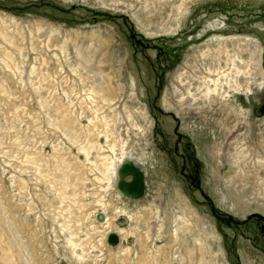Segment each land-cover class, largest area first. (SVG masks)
<instances>
[{"label": "rangeland", "instance_id": "rangeland-1", "mask_svg": "<svg viewBox=\"0 0 264 264\" xmlns=\"http://www.w3.org/2000/svg\"><path fill=\"white\" fill-rule=\"evenodd\" d=\"M263 101L264 0H0V264H264Z\"/></svg>", "mask_w": 264, "mask_h": 264}, {"label": "water", "instance_id": "water-1", "mask_svg": "<svg viewBox=\"0 0 264 264\" xmlns=\"http://www.w3.org/2000/svg\"><path fill=\"white\" fill-rule=\"evenodd\" d=\"M262 114H264V101L259 106L257 112L258 116H261ZM145 175V171L141 169L136 162L126 159L119 169V179L117 182L118 189L128 197H142L146 191ZM127 177H130V179L127 180ZM119 241L120 236L117 233L112 232L109 235V242L111 244H117Z\"/></svg>", "mask_w": 264, "mask_h": 264}, {"label": "clouds", "instance_id": "clouds-1", "mask_svg": "<svg viewBox=\"0 0 264 264\" xmlns=\"http://www.w3.org/2000/svg\"><path fill=\"white\" fill-rule=\"evenodd\" d=\"M126 159L129 161H133L135 159V157L132 154H125L117 162H115L112 165L110 175H111L113 180L119 179V169Z\"/></svg>", "mask_w": 264, "mask_h": 264}, {"label": "bare ground", "instance_id": "bare-ground-1", "mask_svg": "<svg viewBox=\"0 0 264 264\" xmlns=\"http://www.w3.org/2000/svg\"><path fill=\"white\" fill-rule=\"evenodd\" d=\"M227 80H228V81H227ZM224 81H227V82L230 84V87H231V88L237 86V84H236V85L233 84V82L236 83V81H234V80L224 79ZM214 82H215V84H216L215 88H218V89H219V87H218L217 85H220V87L222 86V88H223V85H221L220 82H219V83H218L217 81H214ZM215 84H214V85H215ZM206 89H207V90H206L204 96L209 95L210 91H213V89H211V87H210V84H207ZM218 92H220V90H219ZM218 92H217V93H218ZM215 212H216V211H215Z\"/></svg>", "mask_w": 264, "mask_h": 264}, {"label": "flooded vegetation", "instance_id": "flooded-vegetation-1", "mask_svg": "<svg viewBox=\"0 0 264 264\" xmlns=\"http://www.w3.org/2000/svg\"><path fill=\"white\" fill-rule=\"evenodd\" d=\"M257 112H258V107H257V109L255 110V113L257 114Z\"/></svg>", "mask_w": 264, "mask_h": 264}]
</instances>
